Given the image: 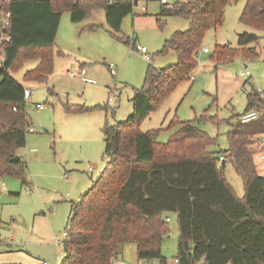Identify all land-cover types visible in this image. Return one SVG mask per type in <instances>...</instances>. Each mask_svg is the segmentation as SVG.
Listing matches in <instances>:
<instances>
[{
	"label": "trees",
	"instance_id": "16d2710c",
	"mask_svg": "<svg viewBox=\"0 0 264 264\" xmlns=\"http://www.w3.org/2000/svg\"><path fill=\"white\" fill-rule=\"evenodd\" d=\"M231 1L235 0H182L171 8L160 4L161 15H180L189 22L186 30H175L163 43V51L173 50L177 62L166 68L149 64L143 85L131 97L132 113L123 121L104 123L107 162L91 186L70 202L59 264H112L126 242L135 244L138 259L158 258L165 264L160 245L167 217L163 220L161 213L167 211L177 215L176 264H199L201 259L204 264H264V176L257 171V150L251 145L264 132V90L260 93L251 86L246 92L244 111L256 108L260 114L246 123L237 119L227 131V148L218 156L207 149L215 138L189 122H182L165 143L155 142V133L140 130L154 107L192 76L204 33L222 23ZM98 8L117 32L133 4L129 0H0V16L8 13L10 36L1 45L0 178L15 173L26 182V163L19 153L29 132L25 87L9 69L34 58L37 64L25 71L24 80L46 81L62 11L68 10L70 20L77 22ZM239 21L264 30V0H245ZM258 37L243 30L237 33L239 47L216 45L213 59L238 53L255 58L257 51L247 45ZM83 109L87 107L72 111ZM16 155L20 159L11 161ZM226 160L242 178L241 196L223 175Z\"/></svg>",
	"mask_w": 264,
	"mask_h": 264
},
{
	"label": "rangeland",
	"instance_id": "374dc122",
	"mask_svg": "<svg viewBox=\"0 0 264 264\" xmlns=\"http://www.w3.org/2000/svg\"><path fill=\"white\" fill-rule=\"evenodd\" d=\"M166 1L173 5L177 0ZM244 2L235 0L225 6L222 23L206 30L202 37L192 77L180 81L141 122L140 130L155 133V142H167L182 122H189L215 138L207 149L218 156L227 148V131L245 108L250 88L249 74H243L246 68L264 90V30L239 21ZM159 7L158 0H141L123 17L117 32L108 26L102 8L90 10L77 22L71 21L69 11L64 10L47 80H24L25 71L37 64L34 58L9 69L18 82L32 90L24 100V110L34 129L26 133L25 145L19 149L26 163V182L15 173L0 178V235L8 242L0 245V250L17 263L34 264L37 259H45L48 264H59L63 245H56L54 239L65 229L70 202L91 186L107 162L103 154L104 122L123 121L132 113L131 97L143 85L149 64L166 68L177 62L173 50L163 51V43L175 30H186L189 22L180 15H161ZM91 24L96 29L89 30ZM243 30L259 36L247 45L258 56L249 59L238 53L215 61V46L239 47L237 33ZM135 44L147 48L149 60L141 57ZM203 47L208 51L203 52ZM109 63L113 74L107 67ZM81 66L92 82L68 75V70ZM37 102L44 108L37 109ZM76 106L87 109L72 111ZM251 145L255 147V143ZM255 161L257 171L264 176V164L258 155ZM223 175L241 196L242 178L228 160ZM161 218L167 227L161 239V255L165 264H176L177 215L167 211L161 213ZM118 258L122 264H137L135 244H123ZM0 260L8 262L7 258ZM144 262L160 264L158 258Z\"/></svg>",
	"mask_w": 264,
	"mask_h": 264
},
{
	"label": "built area",
	"instance_id": "2783aa9c",
	"mask_svg": "<svg viewBox=\"0 0 264 264\" xmlns=\"http://www.w3.org/2000/svg\"><path fill=\"white\" fill-rule=\"evenodd\" d=\"M108 1L113 2V0H108ZM129 1H131L133 6H134V5H137L141 0H129ZM145 1H147V0H145ZM158 1L160 4H165L169 8H171L173 6L172 4L167 3L166 0H158ZM141 7H142V9H144L143 5ZM8 24H9L8 13H2L0 16V68L4 64V56L2 53L1 45L5 42L9 41V39H10L9 34L6 32V27L8 26ZM134 48L136 51L139 52V54L141 55V57L143 59L149 60L150 57L148 54V50L144 45L135 44ZM202 51L207 52L208 48L203 47ZM107 67H108L110 73L113 74L114 69L112 67V64L109 63L107 65ZM85 72H86V70L84 69V67H80L79 69L68 70L67 73L71 77H80V78L85 79V77H84ZM243 74H249L248 79L250 82V87L252 86L256 91H258L260 93L263 91L258 85V79H255V77L251 75V72L247 68L245 69V72H243ZM31 94H32V90L30 88L25 87L24 95H23L24 100L29 98L31 96ZM108 99H110V97H108ZM35 107L37 109H42V108H44V105L40 102H37L35 104ZM259 114H260L259 109L251 108V109L243 111L241 114H239L237 119L241 123H246V122H249L250 120L256 119L259 116ZM33 130H34L33 127H30V126L28 127L29 132H32ZM254 143H255V148L257 150L256 154L258 155L259 160L264 164V132H261L255 136V142ZM219 158H222V157L220 156ZM0 227H1V225H0ZM66 238H67V230L64 229L60 233V235H57L55 237L54 243L56 245H58L59 243H63V241ZM11 239H12V237L10 238V240ZM59 258H61V256H59ZM145 260H147V259H138L137 264H146L144 262ZM174 261H176V260H174ZM111 263L112 264H122V262L118 259V257L112 258ZM35 264H48V262L45 259H38ZM148 264H151V263H148ZM199 264H204L203 259L200 260Z\"/></svg>",
	"mask_w": 264,
	"mask_h": 264
},
{
	"label": "crops",
	"instance_id": "0c3cea01",
	"mask_svg": "<svg viewBox=\"0 0 264 264\" xmlns=\"http://www.w3.org/2000/svg\"><path fill=\"white\" fill-rule=\"evenodd\" d=\"M82 67V66H81ZM86 74V75H85ZM85 74H84V77H85V79L84 78H81V80H83V81H85V82H92L93 81V79L90 77V76H88L87 75V72H85ZM106 122V121H105ZM104 122V123H105ZM9 238H11V236L9 237ZM2 244H8V242L0 235V245H2ZM8 248V250L10 251V248L11 247H7ZM5 250H0V258L1 259H8L7 261L8 262H2V260H0V264H24V263H17L16 261H14V259L13 258H10L9 257V255H6V254H2L3 252H4ZM11 259V260H10ZM119 259V258H118ZM38 260V259H37ZM36 260V261H37ZM36 261H35V263H36ZM34 263V264H35Z\"/></svg>",
	"mask_w": 264,
	"mask_h": 264
},
{
	"label": "water",
	"instance_id": "95a60500",
	"mask_svg": "<svg viewBox=\"0 0 264 264\" xmlns=\"http://www.w3.org/2000/svg\"><path fill=\"white\" fill-rule=\"evenodd\" d=\"M177 1L180 2V1H182V0H177ZM19 159H20V155H16V156L10 158L11 161H17V160H19Z\"/></svg>",
	"mask_w": 264,
	"mask_h": 264
}]
</instances>
